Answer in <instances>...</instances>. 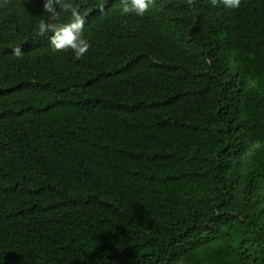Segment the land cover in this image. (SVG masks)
<instances>
[{"label":"trees","instance_id":"trees-1","mask_svg":"<svg viewBox=\"0 0 264 264\" xmlns=\"http://www.w3.org/2000/svg\"><path fill=\"white\" fill-rule=\"evenodd\" d=\"M74 2L0 9V264H264V0Z\"/></svg>","mask_w":264,"mask_h":264},{"label":"clouds","instance_id":"clouds-1","mask_svg":"<svg viewBox=\"0 0 264 264\" xmlns=\"http://www.w3.org/2000/svg\"><path fill=\"white\" fill-rule=\"evenodd\" d=\"M156 0H121L120 14L122 16L135 15L143 17ZM11 0H0V9L7 8ZM190 8L196 6V0H183ZM213 7L223 6L225 9H238L241 0H209ZM43 9L48 14L36 26L35 36H48L53 52L71 51L76 59L83 58L91 45L83 36L85 18L88 9L81 10V5L74 0H43ZM62 14H67L65 21ZM50 34V35H49ZM13 55L20 59L23 51L20 46L12 49ZM264 147L259 141L252 142L246 152L248 158L254 156L257 150Z\"/></svg>","mask_w":264,"mask_h":264}]
</instances>
